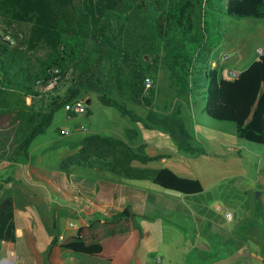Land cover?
Listing matches in <instances>:
<instances>
[{"label": "crops", "instance_id": "1", "mask_svg": "<svg viewBox=\"0 0 264 264\" xmlns=\"http://www.w3.org/2000/svg\"><path fill=\"white\" fill-rule=\"evenodd\" d=\"M160 15V12L153 11L150 24L146 22L144 25L141 21L140 28L137 25V31L141 29V37L136 46L141 52L149 48L143 52H146L143 60L149 64L144 78H150L153 86L141 95L143 100L137 97L139 93L134 92L127 100L121 101L125 106L143 105L150 111L148 120L155 122L171 121V116L175 115V109L173 112L166 107L161 111L150 109L160 74L167 73L171 88L178 95L180 90L174 83L180 82L188 73L173 70L174 74L170 68L173 64L170 63L171 48L168 44L176 34L171 31L164 35L167 29L157 24ZM199 30L187 28L185 33L195 31L202 34ZM196 41L199 42L198 39ZM258 51V58L254 61L264 54L260 49ZM225 61L222 59L221 71L218 72L223 78L228 72L236 71L238 64L235 62V66L229 67L225 66ZM64 89H58L49 98L65 95ZM43 95H28L24 98V105L35 107ZM94 96L97 97L96 93L91 92L77 101L88 105ZM189 98L191 100L187 95L184 97L187 104L190 103ZM186 107V113L190 114V106ZM86 109L87 117L91 112L87 106ZM12 111L15 117V107ZM120 115L129 122L142 123L146 129L152 128L143 123L144 117L134 114L137 119L133 120ZM167 126L172 127L171 124ZM10 131H16L13 124L3 125L0 122V183H7L8 188L3 195L0 194V202L7 197L13 201L16 239L13 243L0 242V264H148L146 255H139L136 251L149 235L146 229L149 225L144 224V220L150 221V226L154 221L158 229V233L151 236L158 256L150 264H154L157 258H161L160 264H264V215L258 214L253 218L260 223L258 227L261 230L258 231L252 229L256 227L253 224L258 222L249 220V214L255 207L246 200L243 204H236L228 220L224 214L229 210L225 209L224 213L217 209L218 206L214 208L212 198L197 200V197L205 195L204 188L198 196L190 197L193 199L191 202L186 200L191 195L164 194L162 191L167 190L153 184L146 175L135 177L134 173H128V167L148 172L162 169L153 165L155 160L147 163L133 160L127 167L126 155H117L111 145L100 140L120 141L144 155L142 150L147 144L131 145L130 141L136 139V134L130 129L126 130V138L116 133L111 137H101L96 132L83 139L81 136L72 147L55 142L50 146L32 148L37 137L27 149L21 150L23 164L19 161V154L13 155L10 149L12 139L6 135ZM12 135L14 138V133ZM58 146L62 149L60 153L55 151ZM256 149L264 156V150ZM160 152L145 156L167 163L166 155ZM259 163L260 166L264 163L263 157ZM258 175L259 182L264 186V172L259 171ZM263 194L264 190L259 191L258 198ZM160 199L161 202L158 201ZM183 200L185 204L181 202ZM124 212H127L126 216L117 217ZM63 216L75 219L77 228L71 230L65 226L61 230L59 223ZM90 216L94 219L88 221ZM257 232H261L260 237L256 236Z\"/></svg>", "mask_w": 264, "mask_h": 264}, {"label": "rangeland", "instance_id": "2", "mask_svg": "<svg viewBox=\"0 0 264 264\" xmlns=\"http://www.w3.org/2000/svg\"><path fill=\"white\" fill-rule=\"evenodd\" d=\"M221 9H224L223 3L221 4ZM197 13L198 18L193 23V28H199V32L201 31L202 34H196L193 31L192 34L187 33L186 37L198 39V41L201 38V40L199 42L188 43L185 51L181 50L179 52L181 56L190 59L187 63L189 72L178 83L177 88L180 90V93L178 92V95L174 94L171 83L168 81V75L164 72L158 77L153 91V103H151L150 109L161 111L163 107H166L171 109L172 112L175 109V115L171 116V121H162L165 124L161 121H149L150 111L143 105L133 106L126 104L128 110L137 116L144 117V124L152 126L151 129H146L142 123L129 122L115 109L104 107L97 97L94 96L91 98V103L86 104L91 112L90 116L86 117L82 115L69 118L63 108L59 109L54 114L52 122L45 129V132L39 135L32 143V148L40 145L44 147L48 146V144L50 146L51 143L54 144L55 142L64 144L66 147H72L73 143L78 141L81 136L83 139L95 132L101 137H111L112 134L115 135L116 133L126 138V130L130 129L131 132L136 134V139L130 141L131 145H135V143L147 144V147L142 150L144 155L155 152L161 153L160 151L166 155L167 163H160L158 161L159 158H157L153 163L154 166L168 168L179 177L196 179L202 184L206 193L202 197H197V200L207 201L208 198H212L214 208L218 206L224 213L225 209H227L230 214L238 202L243 204L246 200L255 207L250 213L251 215L249 214V220H256L253 219L256 215H264V194L260 198H256V194L264 190V186L259 182L258 178V172H264V163L261 166L259 163L260 158L263 157L264 159V156L256 148L264 150V147L239 139L235 133V126L232 123L215 121L206 115L207 78L205 75L213 69L220 73V65L225 56H227L224 62L225 66L232 67L235 66V62H238L236 71L241 73L258 58L259 49L261 53H264V19L230 17L224 12H209L206 16L203 7L201 10L198 9ZM148 15V13H143L142 18H146L149 21ZM135 24L137 26L139 21L137 20ZM113 25L116 28L115 32H117L118 27L116 23L114 22ZM0 29L2 32L10 34L15 40L13 48L16 53V63L14 65L16 70L22 68L26 71L21 76V83L18 86L5 84L6 87L2 88V94H0V108H2L0 110V122L3 125L8 123L12 126L13 124L16 131L7 132L6 135L9 139H12L10 149H12L13 155L15 153L16 155L19 154L18 158L21 164L25 163L24 157L20 153L21 150L25 149L23 147L25 138L32 127L39 122L40 114H45L47 106L50 103L49 100L51 101L54 98L50 97V99L49 96L61 88H65V93H67L68 89L73 85V80H75L80 72H76L75 69L94 68V72L100 75L103 82L106 84L110 82L111 95L115 99L120 101L127 100L126 98H129L132 93L136 92L139 93L137 97L143 100L141 95L147 90L138 79L137 73L141 72V77L143 78L148 73V63L146 64L143 60L145 55L143 52L149 50V48L144 49L143 52L140 49L141 56L137 57L134 63L129 59L128 63L125 64V60L123 59L119 60L116 66H113L106 56H103V59L97 62L100 55L96 53L94 44L87 42L81 55V60L68 61L69 66L63 70V78H61L59 86L53 92L43 95L41 102H38L35 107L32 105L28 106V108L32 107L28 110L37 115L34 120L31 123H27L28 115L26 114L22 118L18 115L14 117L12 109L14 107L16 109L19 106V96L26 93L25 87L31 84L30 81L37 73L41 72L38 76L44 77V73L51 66V63L47 61V49L37 48L31 50L25 45L24 41L27 36V27L25 25L7 24L0 19ZM137 32L139 34L136 37V44L141 37V29ZM120 64L123 67L121 70L117 68ZM177 70H184L182 62ZM27 74L33 77L28 79ZM120 80L123 82L122 87L118 83ZM184 81H188V86ZM140 86H143L144 89L140 90ZM91 92L93 91L82 89L81 99L79 100H83ZM29 95L38 96V90L33 86L32 93ZM186 95L191 97L188 104L184 99ZM44 96H47V98ZM56 96H61L60 98L64 97V95ZM186 105L190 106V114L185 111ZM165 117L168 116L165 115ZM17 122L21 128L17 126ZM169 124L172 127H168L167 125ZM61 132H67V135L63 136ZM55 151L60 153L62 149L58 146ZM52 163L54 166L55 160ZM6 184L0 183L1 195L8 189ZM162 192L178 196V194L172 191ZM190 197L192 195L186 198V200L193 202V199H190ZM158 201L161 202L162 199ZM181 202L185 204L186 201L183 200ZM154 217L160 219V216L155 215ZM256 221L258 222V220ZM70 223L72 224L71 227ZM76 223L75 219L63 216L60 218L59 225L61 226V230L65 226L71 230H75L77 228ZM146 223L149 225V227L146 226L149 235H147L144 242L138 245L136 251L139 255H146L148 264H150L158 256L151 239L152 235L158 233V229L154 221L151 226L150 221L144 220V224ZM259 224V222L253 224L256 227L252 229L260 231L261 227H258ZM260 234L261 232H257L256 236L260 237Z\"/></svg>", "mask_w": 264, "mask_h": 264}, {"label": "trees", "instance_id": "3", "mask_svg": "<svg viewBox=\"0 0 264 264\" xmlns=\"http://www.w3.org/2000/svg\"><path fill=\"white\" fill-rule=\"evenodd\" d=\"M222 3L224 9H221ZM202 7L206 16L209 12H224L230 17L264 19V0H0V19L7 24H23L27 27L24 43L29 49L48 50L47 61H50L51 66L47 68L44 76L49 79L52 77V70H58L59 76L63 78V70L69 66L68 61H80L87 42L93 43L96 53L100 55L97 62L106 56L113 66L123 59L125 64L129 59L134 63L141 56L140 49L136 46L139 33L135 23L138 20L139 27L141 21L146 24L148 20L142 18L143 13L149 14L150 23L151 12H160L157 24L167 29L164 35L171 31L176 34L168 44L171 48L170 63L173 64L170 68L172 71L177 70L182 62L184 70L189 72L187 63L190 59L181 56L179 52L185 51L188 43L197 42L196 39L186 37L185 29L193 28V23L197 20L195 18L198 17L197 11ZM114 22L118 27L117 32ZM15 63L14 48L0 41V94L6 85L18 86L21 83L20 78L26 71L22 68L16 70ZM121 65L117 67L120 70L123 69ZM75 71L80 72L64 97L53 98L45 114H40L39 122L25 138V149L45 132L56 111L62 109L66 103L81 99L82 89L95 92L103 106L114 108L133 120L137 119L123 102L112 97L110 82H103L100 75L94 72V68ZM38 74L41 72L29 80L31 84L25 87L26 93L19 96V106L16 108L15 115L20 118L24 114L28 115L27 123H31L37 115L24 105V98L32 93L34 83L43 77ZM137 75L143 84L145 78L141 77V72ZM27 76L28 79L33 77L29 74ZM205 76V112L208 117L215 121L232 123L239 139L264 146V54L235 80L223 78L215 69ZM118 83L120 87L123 86L121 80ZM178 83H174L176 87ZM185 83L188 86V81ZM139 89L143 90L144 87L140 86ZM100 140L111 145L117 155L125 154L128 159L127 167L133 160L147 163L157 159L140 155L120 141L109 138ZM127 172L134 173L135 177L146 175L153 184L180 195H198L203 192V186L198 180L179 177L167 168L148 172L135 171L128 167ZM126 215L127 212H124L117 217ZM13 220V201L7 197L0 202V242H15Z\"/></svg>", "mask_w": 264, "mask_h": 264}, {"label": "built area", "instance_id": "4", "mask_svg": "<svg viewBox=\"0 0 264 264\" xmlns=\"http://www.w3.org/2000/svg\"><path fill=\"white\" fill-rule=\"evenodd\" d=\"M0 41L4 42L10 47H14L15 45L14 38L10 34L2 32L1 29H0ZM226 58L227 57H224V60ZM50 73L52 74L51 78L48 79L46 76H44L43 78L38 79L34 83V88L38 90V92L41 94L53 92V90L56 87H58L61 82V77L59 76L58 70H52ZM239 74L240 73H238L237 71H230L226 74L225 79L235 80L238 78ZM0 80H1V75H0ZM143 85L146 90H150L153 86V82L150 78H145ZM63 110L69 118L76 117V116H82V115H85L87 112L86 105L81 101H73L70 103H66L63 107ZM61 134L67 135V132H61ZM217 209L220 210L219 207ZM224 215H225V218L228 220L231 218V214L229 212H226ZM69 225L71 227L72 224L70 223ZM160 263H161V258H157L154 264H160Z\"/></svg>", "mask_w": 264, "mask_h": 264}, {"label": "water", "instance_id": "5", "mask_svg": "<svg viewBox=\"0 0 264 264\" xmlns=\"http://www.w3.org/2000/svg\"><path fill=\"white\" fill-rule=\"evenodd\" d=\"M258 197H259V192L256 194V198H258ZM92 219H94V216H90V217L87 218L88 221L92 220Z\"/></svg>", "mask_w": 264, "mask_h": 264}]
</instances>
